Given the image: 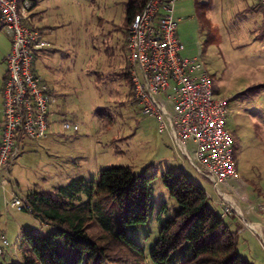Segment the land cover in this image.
Instances as JSON below:
<instances>
[{
  "label": "rangeland",
  "instance_id": "1",
  "mask_svg": "<svg viewBox=\"0 0 264 264\" xmlns=\"http://www.w3.org/2000/svg\"><path fill=\"white\" fill-rule=\"evenodd\" d=\"M36 1L34 25L52 26V38L46 39L49 46L59 49L41 61L43 70L59 84V102L67 110L63 118L76 121L78 130H63L57 121L48 139L34 140V144L32 139L24 141L10 166L18 191L51 189L79 176L97 180L99 170L110 166L128 167L135 175L156 174L153 210L145 223L128 229L143 249L144 264H152L149 252L159 230L157 214L163 206V216L172 215L177 206L159 175L164 170L184 172L210 195L209 205L235 233L237 254L249 264H264V212L260 208L264 206V87L254 94L244 92L264 84V11L256 0H178L174 11L181 55L195 59L207 71L214 95L228 100L225 126L231 135L238 179L229 187H219L233 194L232 199H225L231 213L214 202L220 196L213 183L186 157L177 158L167 132L159 130L153 116L143 115L132 97L122 69L127 55L126 11L133 0ZM7 46V36L0 30V53ZM9 189L0 188V235L9 243L0 264L20 261L21 227H32L40 234L51 230L33 214L7 208ZM80 196L85 198L83 192ZM244 200L248 213L238 207ZM248 221L259 222L258 234L250 228L257 226ZM86 231L91 236L99 234L95 219Z\"/></svg>",
  "mask_w": 264,
  "mask_h": 264
},
{
  "label": "built area",
  "instance_id": "2",
  "mask_svg": "<svg viewBox=\"0 0 264 264\" xmlns=\"http://www.w3.org/2000/svg\"><path fill=\"white\" fill-rule=\"evenodd\" d=\"M177 1L146 0L128 21L127 74L132 97L141 113L153 116L159 130L167 132L177 158L186 157L213 183L220 196L214 202L231 213L219 187H229L238 179L231 135L225 126L228 100L214 95L207 71L195 59L181 55L183 45L174 15ZM256 4L264 10V0ZM35 5V0H0V30L10 37L1 91L0 188H10L7 208L29 213L31 205L11 179L10 166L22 151V139L45 138L50 124V89L33 68L35 57L48 46L34 25ZM60 123L63 130H78L76 121L62 118ZM8 244L5 235H0V255Z\"/></svg>",
  "mask_w": 264,
  "mask_h": 264
},
{
  "label": "trees",
  "instance_id": "3",
  "mask_svg": "<svg viewBox=\"0 0 264 264\" xmlns=\"http://www.w3.org/2000/svg\"><path fill=\"white\" fill-rule=\"evenodd\" d=\"M145 1L129 3L125 32ZM262 87L258 83L244 92L254 94ZM156 177L135 175L119 165L100 169L97 180L79 176L51 189L34 188L26 194L31 214L51 230L40 234L21 227V259L13 264H144L143 249L128 229L145 223L153 210ZM159 179L177 206L172 215L163 216V206L157 214L152 264H249L236 252L235 233L198 184L171 170L162 171ZM93 219L100 227L97 236L86 231Z\"/></svg>",
  "mask_w": 264,
  "mask_h": 264
},
{
  "label": "crops",
  "instance_id": "4",
  "mask_svg": "<svg viewBox=\"0 0 264 264\" xmlns=\"http://www.w3.org/2000/svg\"><path fill=\"white\" fill-rule=\"evenodd\" d=\"M35 3H36V5H35L34 9L37 8L36 7L37 6V1L36 0H35ZM34 9H33V21L36 20L35 19L36 15H35ZM40 29L42 31L43 37L46 39L48 37V35H50V36L52 35L54 28L52 26H45V27H42ZM5 34H6L7 39H8V46L5 47L0 53V56H1L0 57L1 58V62H0V128H1V123H2V119H3L2 110H1V101H2L1 91H2L3 82L5 80V76H6V65H5L4 57H5L6 53L9 51V48H10V37H9V35L6 32H5ZM51 38H52V36H51ZM124 39H125V46H126V50H127L126 32L124 33ZM57 51H59V49L57 47L49 46V44H48V46L45 47L35 57L34 62H33L34 70L38 74L41 75L42 80L47 84V86L50 89V101H49V119H50V124H49L48 130H47V136L45 138H40V139H43V140L48 139L49 136H51V134L53 132V130L51 129L53 124L55 122H57V121L60 122L59 119L67 116V110H65V108L59 102V98H60V93H59V88H58L59 84L57 83V81L53 77L50 76V77L47 78V74H49V73H46V71L43 70L44 66L42 65V62H41L43 59L54 55V53H56ZM126 71H127V55L125 57V66L122 69V72H123L124 75H125ZM127 76H128V74H127ZM125 78H126V75H125ZM128 80H129V77H128ZM129 83H130V81H129ZM212 89H213V87H212ZM25 140H27V138L22 139V150H23V143H24ZM34 140H39V139H32L30 142H32V144H34ZM14 181L16 182L17 188L20 189L18 181L16 179H14ZM31 190H33V189H31ZM205 193H207V192L205 191ZM223 193H224L223 194L224 198L226 200L232 199L233 194L229 190H228V192L225 191ZM24 195H26V194H24ZM241 200H243V199H241ZM247 203H248L247 200H244V202L243 201H239V206L238 207H239L240 210L244 211V213H248L249 212V208L247 207ZM240 204L242 206H240ZM220 206L222 207V205H220ZM223 210H225L224 207H223ZM262 212H264V209L262 210ZM248 222H250V223H248V225L251 224V223L255 224L257 227H255V228L250 227V228L253 230L254 233L258 232L259 222H257V221H248ZM44 226L49 227L48 225H45V224H44ZM256 234H258V233H256Z\"/></svg>",
  "mask_w": 264,
  "mask_h": 264
},
{
  "label": "bare ground",
  "instance_id": "5",
  "mask_svg": "<svg viewBox=\"0 0 264 264\" xmlns=\"http://www.w3.org/2000/svg\"><path fill=\"white\" fill-rule=\"evenodd\" d=\"M250 225V224H249ZM251 226V225H250Z\"/></svg>",
  "mask_w": 264,
  "mask_h": 264
}]
</instances>
